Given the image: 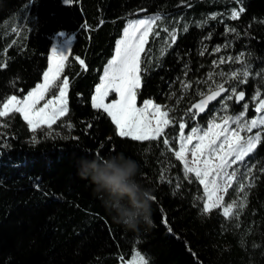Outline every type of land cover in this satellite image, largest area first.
Listing matches in <instances>:
<instances>
[{
    "label": "trees",
    "instance_id": "16d2710c",
    "mask_svg": "<svg viewBox=\"0 0 264 264\" xmlns=\"http://www.w3.org/2000/svg\"><path fill=\"white\" fill-rule=\"evenodd\" d=\"M241 7L239 19H230ZM151 15L161 21L141 54L137 107L152 99L168 105L170 116L187 119V109L201 98L199 93L207 94L226 80L222 70L242 67L214 66L220 53L243 52L242 60H248L250 52L253 75L237 88L245 92V100L228 101V114L243 111L248 103L247 117L256 116L252 97L258 88L264 98V82L255 75L264 68V0H72L69 5L64 0H0V99L26 95L41 81L55 40L71 39L61 73L69 80V113L53 125L51 135H45L47 128L38 130L39 142L33 143L18 113L0 118L9 125L0 128V264H118L120 259L129 261L136 250L149 264H264V132L255 152L245 158L255 165L248 174L254 179L245 189L246 206L236 209L239 219L226 220L222 207L202 212L203 187L194 176L193 183L183 178V165L165 149L164 137L143 142L120 138L111 119L91 106L124 28ZM172 30L174 43L168 34ZM182 81L192 86L184 88ZM219 105L189 121L185 133L191 126L206 127ZM69 122L70 131L61 127ZM166 132L170 140L175 135L178 150V124ZM120 152L138 161L139 179L155 197L150 229L141 226L133 232L115 224L103 198L78 175L81 158ZM235 187L224 195L225 203L237 197Z\"/></svg>",
    "mask_w": 264,
    "mask_h": 264
},
{
    "label": "snow or ice",
    "instance_id": "6c2138e0",
    "mask_svg": "<svg viewBox=\"0 0 264 264\" xmlns=\"http://www.w3.org/2000/svg\"><path fill=\"white\" fill-rule=\"evenodd\" d=\"M66 5L72 3V0H64ZM244 8L233 10L230 19H239ZM215 18L214 16L212 17ZM25 19L21 17V23ZM160 17L157 15L149 19H136L130 21L123 30L122 38L116 41L115 54L104 67L100 82L95 88V94L91 97V106L97 111H102L110 119L115 128V135L120 138H127L132 141H157L161 137L165 149L174 153L175 159L183 165V178L189 183L194 181L192 176L203 187L204 202L202 212L210 213L213 209L222 207V215L226 220L233 217L239 219V212L245 208L247 203L246 187H251L250 174L255 165L250 164L246 157H250L257 146L262 142V132H264V98H261L259 88L252 97L255 103V112L257 116L245 119L249 109V104H243V111L236 114H228L230 105L228 101L234 100L240 103L245 100V92L237 91L240 84L248 82L253 75L252 64L250 62L251 53H248V60H242L244 53L226 59L221 57L219 63L226 62L240 63L242 67L239 70L230 72L228 79L223 83L216 85L215 89L209 88L208 93L200 92L199 102H192L187 109V119L185 117L175 118L170 116L172 109L168 105L154 103L152 99H144L143 106L137 107V91L141 87V54L145 51V44L148 42L149 35L154 33V26ZM236 32L235 28L228 29ZM16 31L15 28L12 29ZM168 31V29H164ZM187 31V28H185ZM159 35V33H155ZM169 36L174 43L176 40L175 30L170 31ZM215 51L219 52L217 46ZM201 55L204 52L200 53ZM68 54L57 55L55 51L48 56V70L43 72V83H37L36 86L27 92L22 98L17 95H7L0 99V118H9L12 114L18 113L27 125V129L33 134L31 140L38 143L35 135L38 130L47 128L46 136H50L53 125L66 117L69 113L68 107V88L69 80L65 76L61 78L65 61ZM82 68H86L83 60L78 61ZM217 61H213L215 66ZM264 68L255 72L256 76H261L264 82ZM223 77L225 74L220 73ZM209 80H212V74L209 73ZM229 80L236 81L230 88L224 86ZM184 88H190V83H184ZM58 89L57 91H53ZM115 93L116 98L110 103L105 101L110 93ZM51 93L50 99H45ZM224 93L229 95L222 96ZM220 100L221 111L224 115L209 114L206 127L191 126L190 131L185 133L189 126V121H195L201 113H206L209 104L212 101ZM41 101H44L42 107H38ZM178 124V150L175 148L177 142L175 135L169 139L166 132L170 126ZM235 125V127H233ZM9 127L8 124L0 121V128ZM61 127H67L70 131L73 125L69 122L61 124ZM90 127V126H89ZM253 129H260L254 135L244 136L242 133H252ZM78 139V137H72ZM163 155V153H162ZM189 155L191 159L189 160ZM234 165L236 167H234ZM240 165H244L246 172H241ZM264 172V167L260 168ZM160 181L163 182L166 177L163 171L160 173ZM245 180L248 183H245ZM171 183V181H169ZM234 184L237 197L231 202L225 203L223 194L228 193L229 188ZM179 187V185H177ZM240 194H243L242 196ZM152 200L155 197L152 196ZM167 225V220L163 221ZM171 231V229H169ZM138 261L133 264H149V259L140 253H136Z\"/></svg>",
    "mask_w": 264,
    "mask_h": 264
},
{
    "label": "clouds",
    "instance_id": "9594fccd",
    "mask_svg": "<svg viewBox=\"0 0 264 264\" xmlns=\"http://www.w3.org/2000/svg\"><path fill=\"white\" fill-rule=\"evenodd\" d=\"M77 172L103 198V206L115 224L133 232L141 226L146 230L153 226L152 193L139 179L140 165L136 159L122 152L81 158Z\"/></svg>",
    "mask_w": 264,
    "mask_h": 264
},
{
    "label": "rangeland",
    "instance_id": "374dc122",
    "mask_svg": "<svg viewBox=\"0 0 264 264\" xmlns=\"http://www.w3.org/2000/svg\"><path fill=\"white\" fill-rule=\"evenodd\" d=\"M152 17H155V15L146 16V17H141V18H138V19H149V18H152ZM160 21H161V18L157 20L156 25L154 26V29L156 28V26L159 24ZM122 36H123V35H122ZM121 38H122V37H121ZM70 43H71V39H68V40H66V41H64V42H61V41H59V40H55V42L53 43V45H52L51 48H50L49 55H51V52H52V51H55L57 55H65V54H67V52H68V50H69V47H70ZM49 55H48V56H49ZM228 56H232V55H230L229 53H226V54H221V53H220V57L218 58V62H217V64H218V65H225V64H233V65H235V64H237V63H235V62H227V60H226V62L223 63V64H220V63H219V59H220L221 57H224V58L226 59ZM232 57H235V56H232ZM48 63H49V62H48ZM47 70H48V65H47V69H46L45 71H47ZM230 72H231V71H229V72L226 73L224 70H222V73L225 74L226 79H228V76L230 75ZM102 75H103V73H102ZM62 80H63V78H60V80L57 81V84H59ZM39 83H43V75H42V79H41V81H40ZM224 86L227 88L226 85H224ZM32 89H33V88H32ZM53 91H57V92H58V89H54ZM94 94H95V91H94ZM115 97H116V96H115V93H114V92H113V93H110L108 99H107L105 102H106V103H110V102H112L113 99H115ZM50 98H51V93H49V95L46 96L45 99H50ZM43 104H44V101H41L40 104L38 105V107H42ZM211 114L224 115L225 113H223V112L221 111V104H220L217 108H215V109L212 111ZM256 116H257V113H256ZM256 116H255V117H256ZM253 118H254V117H253ZM245 119H249V120L251 119V118L247 117V113H246ZM233 127H235V125H233ZM258 130H260V129H253L252 133H247V132H245V133H242V135H244V136H247V135H254ZM188 158H189V160H190V159H191V156L189 155ZM234 167H236V166L234 165ZM240 167H241V165H240ZM246 171H247V169H246V167H245V168L242 169L241 172H246ZM223 195H225V194H223ZM136 253H140V252L137 251V250L134 251L132 258L130 259V262H129V261L126 262V261H124V260H118V264H133V261H138V257L136 256ZM140 254H141V253H140ZM141 255H142V254H141Z\"/></svg>",
    "mask_w": 264,
    "mask_h": 264
},
{
    "label": "water",
    "instance_id": "95a60500",
    "mask_svg": "<svg viewBox=\"0 0 264 264\" xmlns=\"http://www.w3.org/2000/svg\"><path fill=\"white\" fill-rule=\"evenodd\" d=\"M226 95H227V93L222 94V96H226ZM200 99H201V98H200ZM200 99H199V100H200ZM221 99H222V97H218L217 100L212 101V102L209 104L208 109H206V113H201V114L199 115L198 118L206 116V115L208 114L210 108H211L213 105H215L217 102H219ZM199 100L196 101V102H199Z\"/></svg>",
    "mask_w": 264,
    "mask_h": 264
},
{
    "label": "crops",
    "instance_id": "0c3cea01",
    "mask_svg": "<svg viewBox=\"0 0 264 264\" xmlns=\"http://www.w3.org/2000/svg\"><path fill=\"white\" fill-rule=\"evenodd\" d=\"M114 54H115V53H114ZM115 98H116V97H115ZM142 106H143V105H142ZM142 106H141V107H142ZM129 262H130V260H129Z\"/></svg>",
    "mask_w": 264,
    "mask_h": 264
},
{
    "label": "bare ground",
    "instance_id": "6f19581e",
    "mask_svg": "<svg viewBox=\"0 0 264 264\" xmlns=\"http://www.w3.org/2000/svg\"><path fill=\"white\" fill-rule=\"evenodd\" d=\"M120 260H122V259H120Z\"/></svg>",
    "mask_w": 264,
    "mask_h": 264
}]
</instances>
